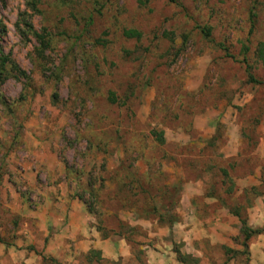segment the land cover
Wrapping results in <instances>:
<instances>
[{
	"label": "rangeland",
	"instance_id": "374dc122",
	"mask_svg": "<svg viewBox=\"0 0 264 264\" xmlns=\"http://www.w3.org/2000/svg\"><path fill=\"white\" fill-rule=\"evenodd\" d=\"M262 48L264 0H0V242L78 200L145 245L186 206L210 232L177 258L264 264Z\"/></svg>",
	"mask_w": 264,
	"mask_h": 264
},
{
	"label": "crops",
	"instance_id": "0c3cea01",
	"mask_svg": "<svg viewBox=\"0 0 264 264\" xmlns=\"http://www.w3.org/2000/svg\"><path fill=\"white\" fill-rule=\"evenodd\" d=\"M187 209L177 208L178 220L165 227L158 226L157 218L138 220L148 233V243L137 245L120 232L103 237L93 226L86 206L78 200L46 203L37 217L28 219L30 224L17 233L16 239L9 244L0 242V264H182L174 245L184 243L186 251L191 252L189 246L202 243L203 237L208 236L206 232H210L208 229L202 234L197 219L192 220ZM220 219L208 227L215 226L226 235H238L230 226L234 219ZM190 224L196 225L190 228ZM225 239L222 236L217 241L224 244Z\"/></svg>",
	"mask_w": 264,
	"mask_h": 264
},
{
	"label": "trees",
	"instance_id": "16d2710c",
	"mask_svg": "<svg viewBox=\"0 0 264 264\" xmlns=\"http://www.w3.org/2000/svg\"><path fill=\"white\" fill-rule=\"evenodd\" d=\"M168 1H170L171 3H175L176 2V0H168ZM144 2L148 3V2H150V0H144ZM125 36L127 38H138L139 39L141 35L139 33H137L136 31H126L125 32ZM209 36H210L209 33H206V37H209ZM263 50H264V48L261 49V58H263V60H264V51ZM5 64L6 63L2 64L3 68H4ZM247 72H248V77H249V82L250 83L257 84V85H264L263 82L257 80V78L252 74L250 66H247ZM113 102H115V100H113ZM162 135H164V134H162ZM162 135L158 136V140H159L160 143L163 144L165 141H164ZM90 210L93 211L92 209H90ZM99 230H100V227H99ZM242 233L244 235L243 246H244L245 250H249V242H250V240L254 236L263 234L264 233V229L252 230L248 226L247 221L246 220H242ZM178 260H179V262H181L183 264H186L184 257H182L180 254H178Z\"/></svg>",
	"mask_w": 264,
	"mask_h": 264
}]
</instances>
